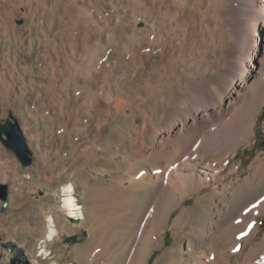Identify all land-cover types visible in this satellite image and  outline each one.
<instances>
[{
	"label": "rangeland",
	"instance_id": "obj_1",
	"mask_svg": "<svg viewBox=\"0 0 264 264\" xmlns=\"http://www.w3.org/2000/svg\"><path fill=\"white\" fill-rule=\"evenodd\" d=\"M196 3L0 0V120H18L32 152L31 165L23 166L0 139V182L9 185L8 200H0V264L17 254L13 245L32 264L263 259L264 212L251 238H238L246 210L264 195L257 173L264 167V102L252 138L234 150L197 151L199 131L158 136L145 128L144 116L161 122L187 86L213 94L205 83L223 80L216 43L230 33ZM196 121L205 125L197 113ZM176 171L194 174V186L181 189ZM71 183L83 220L61 209L63 187ZM50 216L59 236L47 242ZM43 240L52 252L47 260L38 253Z\"/></svg>",
	"mask_w": 264,
	"mask_h": 264
},
{
	"label": "bare ground",
	"instance_id": "obj_2",
	"mask_svg": "<svg viewBox=\"0 0 264 264\" xmlns=\"http://www.w3.org/2000/svg\"><path fill=\"white\" fill-rule=\"evenodd\" d=\"M195 8L202 11L209 22L216 23L219 28L228 29L230 33L228 39L216 43L218 47H221L217 61L223 80L213 77L205 83L206 89L211 90L213 94H204L200 85L187 86L185 90L177 93L173 105L167 109L161 122H149V118L144 116L145 128L158 136L170 135L173 129H177L180 134L190 130L199 131L201 139L197 151L204 147L209 149V145L213 148L223 147L234 150L245 145L252 138L258 123V108L264 102V57L262 61H259L258 57L264 50V0H197ZM258 61L260 68L257 80L249 84L247 79L255 71L252 68ZM248 63H250L249 66ZM236 86L239 87V92L233 91ZM224 95L225 99H223ZM222 100L225 102L222 103ZM231 110L234 113L227 120L206 131L210 124L223 119ZM196 113L204 119V126L199 127L197 124ZM188 121H191L190 126ZM190 158L187 157L182 161L185 169L190 166ZM172 173L173 171L168 172V174ZM257 173L263 178L264 167H259ZM179 175L181 176H179L178 186L181 189L194 186V174L184 177L181 173ZM143 180L141 176L140 181ZM63 193L61 209L66 215L76 220L85 219L84 207L76 196L74 184L65 185ZM255 202L246 210L247 218L241 220L244 231L238 238L240 242L251 238L257 228L256 218L264 212V195L257 197ZM48 222L46 241L52 242L59 236V229L54 216H50ZM193 230L203 236L202 229L194 228ZM251 253L253 254V251ZM262 256L263 259L261 257L259 262L255 259L250 263L264 264V251Z\"/></svg>",
	"mask_w": 264,
	"mask_h": 264
},
{
	"label": "water",
	"instance_id": "obj_3",
	"mask_svg": "<svg viewBox=\"0 0 264 264\" xmlns=\"http://www.w3.org/2000/svg\"><path fill=\"white\" fill-rule=\"evenodd\" d=\"M13 121H7L2 124L0 120V139L5 147L13 150L23 166H29L32 163V152L27 144L25 132L19 121L14 117ZM5 136V137H4ZM9 194V185L0 182V200L7 201ZM17 254L11 259L9 264H32L26 253L18 246L13 245Z\"/></svg>",
	"mask_w": 264,
	"mask_h": 264
},
{
	"label": "built area",
	"instance_id": "obj_4",
	"mask_svg": "<svg viewBox=\"0 0 264 264\" xmlns=\"http://www.w3.org/2000/svg\"><path fill=\"white\" fill-rule=\"evenodd\" d=\"M38 249H39V256L43 259V260H47L51 258L52 252L51 250H48V245L47 242L45 240L40 241L38 244Z\"/></svg>",
	"mask_w": 264,
	"mask_h": 264
}]
</instances>
